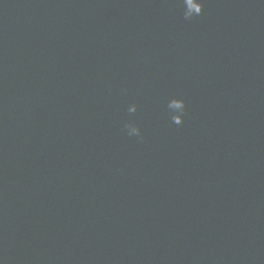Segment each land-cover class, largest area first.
<instances>
[{
    "label": "water",
    "instance_id": "water-1",
    "mask_svg": "<svg viewBox=\"0 0 264 264\" xmlns=\"http://www.w3.org/2000/svg\"><path fill=\"white\" fill-rule=\"evenodd\" d=\"M0 264H264V0H0Z\"/></svg>",
    "mask_w": 264,
    "mask_h": 264
}]
</instances>
